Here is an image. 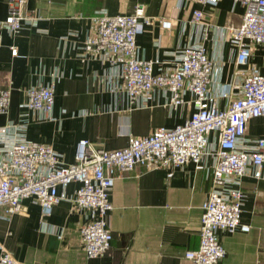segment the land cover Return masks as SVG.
Masks as SVG:
<instances>
[{
  "label": "crops",
  "instance_id": "obj_1",
  "mask_svg": "<svg viewBox=\"0 0 264 264\" xmlns=\"http://www.w3.org/2000/svg\"><path fill=\"white\" fill-rule=\"evenodd\" d=\"M139 3L146 14L157 18L137 36L140 54L153 60L156 71L172 64V51L198 37L201 29L192 17L201 8L209 23L206 45L217 63L211 87L214 91L229 86L236 89L238 65L227 26L242 21L245 6L241 3L24 0V10L38 20L35 26L24 24L15 34L1 31L0 89H10V103L8 112L0 113V126L17 119L24 88L51 78L55 119H39L29 111L27 137L50 144L63 154L65 162L74 161L81 139L115 149L126 146L130 134L148 135L158 126L184 122L194 110L190 93L185 95L186 102L173 109L165 104L162 90L156 89L147 106L129 109L126 93L112 88L113 81L122 82L116 70L100 59L81 60L78 56L77 44L94 27L90 15L103 8L110 14L133 13ZM7 11L8 0H0V19ZM160 19L166 23L162 25ZM11 45L17 48L16 54ZM256 48L251 61L260 65L264 48ZM219 102L224 106L227 100L220 97ZM248 135H264V116L250 120ZM115 175L110 194L113 208L107 215L113 238L105 254L88 257L82 248L79 230L89 214L68 199L77 181L58 186L65 198L45 217L37 202L23 198L25 210L8 220L0 218V242L21 264H190L184 254L200 244L202 205L212 186L211 170L197 168L191 161L183 167L157 169L138 165L122 175L116 170ZM241 187L245 192L241 219L251 228L221 232L226 255L219 264H264V175L244 176ZM43 220L46 226H42ZM52 224L63 227L62 238L49 230Z\"/></svg>",
  "mask_w": 264,
  "mask_h": 264
},
{
  "label": "built area",
  "instance_id": "obj_2",
  "mask_svg": "<svg viewBox=\"0 0 264 264\" xmlns=\"http://www.w3.org/2000/svg\"><path fill=\"white\" fill-rule=\"evenodd\" d=\"M198 1L217 4L219 0ZM233 2L245 6L242 21L227 26L239 80L234 83L236 89L229 86L219 91L211 87L217 63L206 45L209 23L203 9H195L192 17L201 29L198 37L172 51V64L158 71L153 60L140 54L137 43L146 24L157 19L146 14L142 3L133 13L110 14L103 8L90 15L94 27L77 44L78 56L81 60L100 59L116 70L122 82L113 81L112 88L126 93L129 109L147 106L158 89L173 109L186 102L185 95L190 93L194 110L175 126H158L148 135L130 134L128 144L121 148L107 149L81 139L74 161L65 162L63 154L50 144L27 137L29 111L39 119H55L54 78L24 88L17 119L0 126V218L8 220L25 210L23 198L37 202L42 215L48 216L65 198L58 186L77 181L68 199L89 214L79 230L82 248L88 257L102 255L113 238L107 215L113 208L110 194L116 170L122 175L138 165L157 169L183 167L192 161L197 168L211 170L212 186L202 205L200 244L184 255L190 264H219L226 255L221 232L251 228L241 219L243 177L264 175V135H248L250 120L264 116V56L260 65L251 61L256 47L264 48V0ZM23 3L8 0L7 15L0 19V43L2 30L15 34L24 24H37L38 16L24 10ZM10 48L12 54L17 53L16 47ZM220 97L227 100L224 106ZM9 103L10 89L1 88L0 113L8 112ZM46 224L43 220L42 226ZM49 228L58 238L63 237V227L52 224ZM0 264H21L1 242Z\"/></svg>",
  "mask_w": 264,
  "mask_h": 264
},
{
  "label": "rangeland",
  "instance_id": "obj_3",
  "mask_svg": "<svg viewBox=\"0 0 264 264\" xmlns=\"http://www.w3.org/2000/svg\"><path fill=\"white\" fill-rule=\"evenodd\" d=\"M259 129H261V128H259Z\"/></svg>",
  "mask_w": 264,
  "mask_h": 264
}]
</instances>
